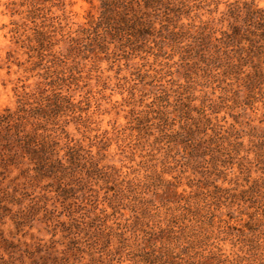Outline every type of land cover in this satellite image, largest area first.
<instances>
[{
	"label": "rangeland",
	"instance_id": "obj_1",
	"mask_svg": "<svg viewBox=\"0 0 264 264\" xmlns=\"http://www.w3.org/2000/svg\"><path fill=\"white\" fill-rule=\"evenodd\" d=\"M234 1L137 25L89 24L100 0H0V114L58 97L46 129L78 156L60 187L27 184L6 236L56 264H264V90L191 38L219 37Z\"/></svg>",
	"mask_w": 264,
	"mask_h": 264
},
{
	"label": "trees",
	"instance_id": "obj_2",
	"mask_svg": "<svg viewBox=\"0 0 264 264\" xmlns=\"http://www.w3.org/2000/svg\"><path fill=\"white\" fill-rule=\"evenodd\" d=\"M196 2L201 0H100L99 13L89 24H181L187 4ZM226 7L227 30L215 37L208 25L191 26V38L220 64L224 78L233 79L248 95L254 90L263 91L264 7H259L255 0L241 4L234 1ZM50 100L41 94L33 103L0 114V264L57 261L52 256L54 251L48 252L50 248L44 249L40 244L31 247L16 238L17 234L9 231L6 236L2 229L8 214L15 229L23 227V203L29 196L25 191L27 184L50 180L60 187L62 177L77 160L71 147L60 157L59 139L46 129L54 124L61 108L58 97H53L52 103ZM14 206L17 210L11 212Z\"/></svg>",
	"mask_w": 264,
	"mask_h": 264
}]
</instances>
